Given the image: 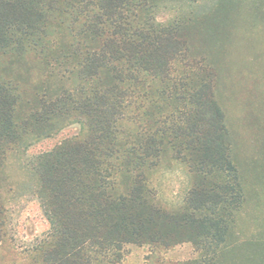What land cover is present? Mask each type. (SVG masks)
<instances>
[{
    "label": "trees",
    "instance_id": "trees-1",
    "mask_svg": "<svg viewBox=\"0 0 264 264\" xmlns=\"http://www.w3.org/2000/svg\"><path fill=\"white\" fill-rule=\"evenodd\" d=\"M165 1L0 0V171L11 152L81 126L30 164L50 225L32 264H124L128 245L189 241L214 264L229 242L245 190L218 72L192 54L182 18L159 19ZM30 57L55 79L32 99L14 72ZM166 146L199 175L174 210L152 185ZM8 237L0 194V264Z\"/></svg>",
    "mask_w": 264,
    "mask_h": 264
},
{
    "label": "rangeland",
    "instance_id": "rangeland-1",
    "mask_svg": "<svg viewBox=\"0 0 264 264\" xmlns=\"http://www.w3.org/2000/svg\"><path fill=\"white\" fill-rule=\"evenodd\" d=\"M158 12L161 21L182 18L184 30L195 38L189 40L192 54L209 57L218 72L215 95L226 114L244 185L245 202L214 264H264V0H166ZM14 72L31 99L43 83L55 84L32 57L16 62ZM151 113L150 125L155 127L157 114L154 109ZM80 131L79 124L68 125L54 137L36 140L8 155L0 171L9 235L1 264H32L27 252L48 236L50 225L30 164ZM152 181L160 204L174 210L186 205L199 175L166 146ZM210 257L192 241L166 251L132 244L126 247L124 264H202Z\"/></svg>",
    "mask_w": 264,
    "mask_h": 264
}]
</instances>
